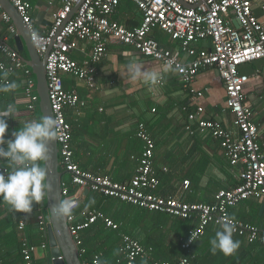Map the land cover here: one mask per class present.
<instances>
[{
  "label": "built area",
  "instance_id": "built-area-1",
  "mask_svg": "<svg viewBox=\"0 0 264 264\" xmlns=\"http://www.w3.org/2000/svg\"><path fill=\"white\" fill-rule=\"evenodd\" d=\"M9 1L30 34L39 33L32 18L31 3L26 0ZM122 1L124 0H84L63 30L58 33L74 7L81 2L64 0L63 7L54 14L52 28L45 34L39 33L41 42L36 44L31 39L41 57L49 53L46 76L51 107L60 128L57 141L61 169L71 176V185L77 187L81 194L89 191L150 212L196 221L197 225L188 235L180 238L185 250H189L203 237L209 226L220 228L221 223L229 218L235 228L234 235L246 239L249 244H264V227L237 221L229 214L231 208L249 199L260 201L264 205V139L254 122V113L245 93V87L251 77L240 71L244 65L264 60V22L254 13L255 4L261 1L264 5V0H129L142 14L141 24L134 28H128L112 19ZM3 19L9 24V32L15 33L16 28L11 18L4 14ZM234 21L239 22L238 29L235 28ZM155 29L178 41L181 51L189 55L191 60L184 62L172 51L163 48L152 36ZM111 39L133 48L144 58L172 68L180 76L184 88L198 98L204 97V93L193 88L197 75L208 68L218 71L226 88L228 110L234 117L233 128H226L216 120L202 118L205 109L198 107L195 112L189 114V121L195 122L196 128L187 125L186 130L191 135L208 133L219 142L229 165L240 167V183L237 187L219 191L212 204H189L175 196L159 195L157 190L161 182L154 168L156 146L143 123L139 124L137 133L143 142V150L137 173L130 181L117 182L110 177L84 171L75 163L72 126L67 120L66 111L79 109L86 103L76 91L65 88V76L78 79L90 89H95L96 67L107 55V41ZM205 39L211 40L212 49L199 52L196 44ZM79 42L92 44L89 65H81L71 57ZM0 52L7 58L6 61L0 62L1 72L13 75L21 71L24 74L27 110L32 116L31 120H38L40 101L32 69L24 63L18 52L6 46L1 38ZM2 82L0 80V83ZM0 168H4L2 162ZM3 171L0 169V172ZM189 187L190 181H185L183 188L188 190ZM63 195L64 199L70 198V185L67 182H63ZM75 199L78 201V207L68 219V224L79 247L80 256H83L86 254V250L82 248L84 231L99 222L106 229L118 231L121 224L96 209L82 211L80 217L83 221L78 222L76 211L80 202L78 198ZM39 221L42 229L46 230V217L41 215ZM25 226L26 222L21 221L18 229L23 231ZM121 243L123 259L117 264H135L140 260H150L154 264H171L154 261V249L143 246L132 236L122 234ZM36 252L37 246L27 240L22 241L24 264H36ZM101 258L102 254H97L93 264H101ZM175 264L194 263L190 258L184 257Z\"/></svg>",
  "mask_w": 264,
  "mask_h": 264
},
{
  "label": "crops",
  "instance_id": "crops-1",
  "mask_svg": "<svg viewBox=\"0 0 264 264\" xmlns=\"http://www.w3.org/2000/svg\"><path fill=\"white\" fill-rule=\"evenodd\" d=\"M26 1L33 7L32 18L36 30L40 34L47 33L53 26L54 14L63 7L64 0ZM263 6L261 1L257 2L254 13L264 22ZM4 14L0 7V38L11 50L18 51L16 40L8 30L9 24L1 17ZM112 19L128 28H134L141 24L142 14L134 3L124 0ZM152 36L163 48L172 51L182 61L191 60L189 55L181 51L179 42L165 32L155 29ZM196 47L199 52H208L212 49L211 40H202ZM91 51V43L79 42L71 57L81 65H89ZM19 55L29 57L27 50L19 52ZM6 60V56L0 52V62ZM132 60L140 63L144 69L163 73L164 79L158 91L149 92L142 82L130 79L126 66ZM165 67L162 63L144 58L133 48L111 39L107 41V55L96 67L95 89H90L78 79L65 76V88L76 91L86 103L84 107L66 111L67 120L72 126L74 161L84 171L110 177L117 182L130 181L137 173L143 150V142L137 135L139 124L143 123L156 146L154 168L161 182L157 193L164 197H178L189 204H212L219 191L239 185L240 167L229 165L219 142L208 133L191 135L186 127L191 125L196 128V123L189 121V114L198 107H204L202 118L216 120L226 128H233L234 117L228 110L224 81L215 68L201 71L193 83L194 89L204 93V97L198 98L184 88L180 76L172 68L168 67L169 70L165 73ZM240 71L251 77L245 93L254 113V122L264 139V60L244 65ZM3 74L0 71V77ZM6 78L18 85L12 92L0 93V110L5 109L8 104H14L17 108L16 120L8 121L9 133L5 137L8 140L12 139L11 133L18 130L24 121L31 120L32 116L27 110L24 74L17 71ZM3 166L5 168L6 164L3 163ZM185 181H190L188 190L183 188ZM90 194H85L84 198ZM91 197L93 198L88 201L82 200L83 204L87 205L94 200L92 205L95 206L102 199L99 194ZM106 203L102 200L100 205ZM114 203L115 206L110 204L111 213L117 214L121 205L116 200ZM229 214L237 221L264 227V205L255 199L241 202L231 208ZM41 215L47 216L48 212L40 204L31 215L14 214L6 203L0 204L2 261L7 264H20L15 262L19 259L18 242L27 240L37 246L36 264L51 263L47 225L44 232L36 221V217ZM21 221L26 222L23 231L18 229ZM177 222L176 217L169 218L166 223L160 213H139L136 209L129 216L130 230L145 246L154 245V254H170L176 235L185 232L180 231ZM210 227L212 229L202 237L200 246L198 244L200 253H205L204 256L201 255L199 264H264V244H249L246 239L236 235L233 238L240 241L241 247L234 256L226 257L219 251L213 254L209 241L220 228L213 225L208 228ZM189 230L182 237H186Z\"/></svg>",
  "mask_w": 264,
  "mask_h": 264
},
{
  "label": "clouds",
  "instance_id": "clouds-1",
  "mask_svg": "<svg viewBox=\"0 0 264 264\" xmlns=\"http://www.w3.org/2000/svg\"><path fill=\"white\" fill-rule=\"evenodd\" d=\"M30 39L36 44L41 42L37 32H32ZM126 68L130 79L142 82L149 92L158 91L163 82L162 72L144 69L135 60L130 61ZM168 70L166 66L164 72ZM6 77L7 73L0 77L3 80L0 83V93H9L18 87L15 81H9ZM16 115L17 108L14 104H8L5 109L0 110V162L6 164L5 168H0L4 170L0 172V204L6 203L14 214L31 213L33 202L39 204L48 193L50 185L46 183L43 164L49 159L50 146L59 139L60 128L53 116L45 115L39 120L24 121L22 125L18 121L21 127L11 133L12 139L6 140L9 133L8 121L16 120ZM94 203L91 200L85 207ZM77 207L78 201L75 198L62 199L54 209L55 218L67 220ZM234 232L230 218L222 222L220 229L209 241L212 253L219 251L226 257L234 256L241 247L240 241L233 238Z\"/></svg>",
  "mask_w": 264,
  "mask_h": 264
},
{
  "label": "water",
  "instance_id": "water-1",
  "mask_svg": "<svg viewBox=\"0 0 264 264\" xmlns=\"http://www.w3.org/2000/svg\"><path fill=\"white\" fill-rule=\"evenodd\" d=\"M83 1L84 0H81V2L74 7L72 14L69 16L68 20L65 21L64 25L59 29L58 33L63 30L66 23L77 12ZM0 7L1 10H3V12L11 18L16 28V32L12 33L11 36L16 40L17 50L20 53L24 50H27L28 52V58H25L22 55L20 56L22 57L24 63L32 69L33 74L36 78L41 115L42 117H44L45 115L54 117L49 98L46 76V64L49 53H46L43 57L40 56L30 39L29 30L27 29L22 18L9 0H0ZM1 17L3 18V15H1ZM234 26L238 29L240 27L239 22L234 21ZM44 167L46 169V183L50 185V187L48 189L47 195L44 197V200L39 204L42 209L46 208L48 212V215L45 217L48 221L47 235L52 257L50 264H84L80 256L79 247L77 246L75 239L71 233L68 219L60 221L57 220L54 215V209L56 205L62 199H64L63 178L65 176V173L61 171L60 167L58 141L50 146L49 159L44 162ZM84 193L87 195L89 194V191H85ZM33 204V211L31 213H28L30 215L33 214L35 209L39 208V204H37L36 202H33Z\"/></svg>",
  "mask_w": 264,
  "mask_h": 264
},
{
  "label": "trees",
  "instance_id": "trees-1",
  "mask_svg": "<svg viewBox=\"0 0 264 264\" xmlns=\"http://www.w3.org/2000/svg\"><path fill=\"white\" fill-rule=\"evenodd\" d=\"M37 114H38V120L41 119L42 115L40 112V107L38 109ZM61 171L64 172V170L62 169ZM63 182H67L70 185V196L69 197L79 199L80 207L76 211V215L78 216V222L83 221V218L80 217V213L82 211L94 210L95 208H97L99 211H102L105 215L113 219L116 223L121 224L120 230L114 231L111 229L104 228V226L99 222L82 233V239H83L82 248L86 250V254L81 256L83 263L93 264V260L95 256L101 253L102 254L101 264H117L119 260L123 259V255L121 253V245H122L121 235L127 234L136 239L135 233L129 228V216L132 214V210L134 209L139 210V213L143 211L145 213H149V211L143 210V209L140 210V208L138 207H135V206L119 201L121 206L119 207L117 214H112L111 213L112 205L114 206L116 205L114 203L115 199L106 198L101 195L100 196L102 197V199L99 201L97 205L95 206L91 205L89 208H87L83 204L84 202L82 200L85 199L86 201H88L93 198L91 197V195H95L96 193H91L89 196H86L84 198L85 194L84 193L81 194L77 187L71 185V176L69 174L68 175L65 174L63 178ZM102 200H105L107 203L105 205H100ZM111 203L113 204L110 205ZM160 215L164 217V219L166 220V223L168 222L169 218L172 217L170 215L162 214V213H160ZM176 219L178 221L177 222L178 225L180 226V229H181L180 231H185V232L182 235H181V232L178 233V235H176L175 237L176 241H174V243L176 242L177 244L173 243L172 245L173 249L172 251H170V254H163L160 252H156V254L153 255L154 261L169 262L171 264H175L176 262H178L179 259L187 257V258H190L194 264H199L201 255L203 256L205 255V253H202V254L200 253V248H199L200 244L202 243V237L198 239L189 250L183 249L182 243L180 241V238L184 236L185 233H187V229L191 230L197 225L196 221L183 220L180 218H176ZM36 221L38 225L40 226V229L43 230L40 224V221H39V216L36 217ZM210 229H212V227L208 228L206 232ZM43 231L45 232L46 230H43ZM140 243L142 244V242ZM142 245L145 246V244H142ZM145 247L153 248L154 245L153 246L146 245ZM18 254H19V259H17L15 262L24 264V260L22 257V242L20 240L18 242ZM0 262L2 264H7L1 259H0ZM135 264H154V263L153 261H150V260H140V261H137Z\"/></svg>",
  "mask_w": 264,
  "mask_h": 264
}]
</instances>
